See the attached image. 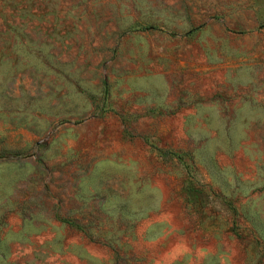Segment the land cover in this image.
<instances>
[{"label": "rangeland", "instance_id": "rangeland-1", "mask_svg": "<svg viewBox=\"0 0 264 264\" xmlns=\"http://www.w3.org/2000/svg\"><path fill=\"white\" fill-rule=\"evenodd\" d=\"M0 264H264V0H0Z\"/></svg>", "mask_w": 264, "mask_h": 264}, {"label": "trees", "instance_id": "trees-1", "mask_svg": "<svg viewBox=\"0 0 264 264\" xmlns=\"http://www.w3.org/2000/svg\"><path fill=\"white\" fill-rule=\"evenodd\" d=\"M160 154H161L162 156H167V155H168L167 152H160Z\"/></svg>", "mask_w": 264, "mask_h": 264}]
</instances>
